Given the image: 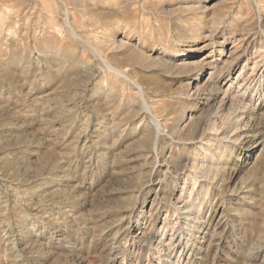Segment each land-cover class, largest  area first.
<instances>
[{
  "label": "rangeland",
  "instance_id": "1",
  "mask_svg": "<svg viewBox=\"0 0 264 264\" xmlns=\"http://www.w3.org/2000/svg\"><path fill=\"white\" fill-rule=\"evenodd\" d=\"M261 6L0 0V264H264ZM93 47L143 85L163 126L156 150L138 88ZM219 139L225 188L206 182L215 198L203 201L217 213H186L185 174Z\"/></svg>",
  "mask_w": 264,
  "mask_h": 264
},
{
  "label": "bare ground",
  "instance_id": "2",
  "mask_svg": "<svg viewBox=\"0 0 264 264\" xmlns=\"http://www.w3.org/2000/svg\"><path fill=\"white\" fill-rule=\"evenodd\" d=\"M50 1V0H48ZM68 1V0H67ZM90 1V0H89ZM53 2V1H51ZM259 2V1H258ZM63 3V2H62ZM68 3V2H67ZM80 3V2H79ZM74 4V3H73ZM64 5V3H63ZM71 5V4H70ZM69 5V6H70ZM88 5V4H87ZM262 5V4H261ZM55 6V5H54ZM65 6V5H64ZM66 7V6H65ZM262 7V6H261ZM260 7V8H261ZM264 7V6H263ZM262 7V8H263ZM48 8V7H46ZM44 8V9H46ZM52 9V8H51ZM69 11H71L70 9H68ZM50 12V10H48ZM53 12V11H51ZM72 12V11H71ZM51 15V14H50ZM66 15H67V12H66ZM73 17V15H72ZM54 20V19H53ZM65 21V19H64ZM58 22V21H57ZM66 26H68L69 28V31L71 32L72 35H74L75 37H78V32L76 30V28L73 26V24L71 23L69 17H66ZM213 32V31H212ZM110 39V38H109ZM107 40V39H106ZM181 40V39H180ZM124 42V41H123ZM122 41L118 43V41L114 40L112 41V48L113 49H120L122 50L121 48L125 47L126 44H124ZM98 46V45H97ZM131 46V45H130ZM136 46V45H135ZM106 47V46H105ZM94 48V47H93ZM132 49V46L129 47V49ZM102 50V49H101ZM106 50V49H105ZM112 50V49H111ZM94 51L96 53V55H98L99 57H101V59L105 62V64L112 70H114L116 73L118 74H122L123 76H125L126 78H129L130 80H132L131 82L134 83L136 85V87L138 88V93H140L141 95V99H142V102H143V106L145 108L146 111H148L149 113L152 114L153 116V121H154V125L157 129V136H156V141L154 142V149L156 150L158 148V135L162 132L163 130V126L161 124V121L159 119V116H157L154 112L156 111L155 109V106L154 104H150L152 105V107L154 109L151 108V106L149 105V103L147 102L146 100V93H145V90H144V87L143 85L137 81V80H133L132 78H130L127 73H126V70L124 69H121L119 67H116L112 64V62H110V60L108 59V57H106L105 54H103L100 50H98L97 48H94ZM192 51V50H191ZM106 52V51H105ZM70 54V53H69ZM110 58V57H109ZM102 61V62H103ZM103 62V63H104ZM256 64V63H255ZM221 68V67H220ZM215 69V68H214ZM219 70V69H218ZM243 70V69H242ZM241 71V70H240ZM222 72V71H221ZM243 72V71H242ZM114 73H112L113 75ZM213 74V73H212ZM241 72H239V76ZM230 75V74H229ZM114 76V75H113ZM210 79V78H209ZM214 79V78H213ZM218 80V79H217ZM239 80V79H238ZM213 81V80H212ZM219 81V80H218ZM211 82V81H210ZM237 83V82H236ZM216 85V82L214 83ZM245 84V83H244ZM253 84V83H252ZM213 85V84H212ZM233 84L231 83L228 87H227V90H229V88L232 86ZM208 86V85H207ZM222 88V86H219V84L217 83V87H214L213 90H220ZM232 89V88H230ZM201 91V89H199ZM209 90V89H208ZM212 90V91H213ZM246 90V89H245ZM211 92V91H210ZM229 92V91H226V93ZM231 92V91H230ZM217 94V92H215ZM225 93V92H224ZM260 93V92H258ZM220 94V93H219ZM242 94V93H240ZM226 94H224L223 96H225ZM236 95V94H235ZM261 95V94H259ZM189 96V95H187ZM196 96V95H195ZM245 96V93H243L242 97ZM191 97V94L190 96ZM213 97V96H212ZM237 97H241V96H237ZM251 97V96H250ZM222 99H226L225 97L222 98ZM245 99V98H242V100ZM155 100V99H154ZM240 101H242L241 99H239ZM238 101V100H237ZM251 102V101H250ZM262 102V101H261ZM157 103V102H156ZM160 102H158L159 104ZM240 103V102H239ZM241 104V103H240ZM245 103H242L241 105H244ZM249 104V103H248ZM157 105V104H155ZM247 106V105H246ZM239 107V106H238ZM243 108V107H242ZM245 109V108H243ZM154 110V111H153ZM240 111V110H239ZM158 113V112H157ZM239 114H238V108L237 110H235L234 112L232 111V114L227 116V118L225 120H223V125H222V128L220 129H227V130H224L225 131V134H219L221 136V140L223 139H227V138H230V135L228 136L227 133L229 134L230 131L232 130V128L237 125V123H239V121L242 119H239L238 118ZM173 117V116H172ZM215 120V119H214ZM174 122H176L174 120ZM241 122V121H240ZM164 125V124H163ZM219 125V126H220ZM179 126V125H178ZM225 127V128H223ZM240 128V127H238ZM236 128V129H238ZM207 129V128H206ZM210 129L211 130H215L218 132V124H217V121H212L211 125H210ZM234 130V129H233ZM232 130V131H233ZM208 131V130H207ZM207 131H204L202 133V135L206 134ZM236 131V130H234ZM178 132V131H176ZM210 133V132H209ZM243 133V132H242ZM217 135V134H216ZM215 135V136H216ZM237 135V134H236ZM207 136V135H206ZM197 138V137H195ZM194 139V138H193ZM218 140L217 142L214 141L212 142L211 144H208V145H204L203 146V152H204V155L203 157H199V156H194V159L192 162V165H191V169L189 170L190 172H188L187 174H185V181H184V184H183V188L182 190L183 191H186L185 192V195L187 194V187H186V182H191L192 185H193V189L191 191H189V193L187 194L189 199H191V201H189L190 203L186 204V206H184V208L187 210L186 213H191L193 211L196 212V210L198 211V214L199 215H209L211 218L215 217V214L217 213L216 210H211L210 208H206L205 206H203V201L204 199H208V201H212L214 198H215V195L214 194H209V187L211 185H209V187L206 185V182H209L211 180L210 183H213L215 182L216 185H218L222 191H224V186H225V183L223 180V178L225 177V173H226V169L225 167L224 168H221L219 166V163L221 164V162H227V159H228V150L231 149V146L228 144V143H225L221 140ZM203 140V139H201ZM193 142V141H192ZM200 142V141H199ZM207 144V143H206ZM200 145V144H199ZM202 145V144H201ZM152 147V148H153ZM233 148V147H232ZM201 149V150H202ZM160 152V151H159ZM202 152V151H201ZM195 153H197V151L195 150ZM227 153V155H226ZM158 154V153H157ZM179 155V154H178ZM197 155V154H196ZM230 155V154H229ZM233 154H231L230 156H232ZM173 156V155H172ZM225 156H227L225 158ZM158 157V156H157ZM233 157V156H232ZM159 158V157H158ZM156 160V159H155ZM173 160V159H172ZM157 161V160H156ZM230 161V160H229ZM228 161V162H229ZM176 162V161H175ZM177 163V162H176ZM156 164V163H155ZM169 164V163H168ZM171 164V163H170ZM226 164V163H225ZM224 164V165H225ZM181 165V166H180ZM179 167H181L182 169V164L180 163ZM258 165V164H257ZM174 167V166H173ZM258 167V166H257ZM188 170V169H187ZM166 171H167V167H166ZM171 171V170H170ZM180 174V173H179ZM178 175V174H177ZM214 175V176H213ZM183 176V175H182ZM201 177H203V179H201ZM214 183V184H215ZM213 185V184H212ZM216 192V191H215ZM184 195V196H185ZM180 198L183 197L182 193L180 194L179 196ZM184 199V198H183ZM180 200V199H179ZM187 202V201H186ZM211 203V202H210ZM205 204V203H204ZM209 206V205H208ZM216 206V205H215ZM182 209V208H181ZM184 212V211H183ZM182 212V213H183ZM194 214V213H193ZM197 215V214H196ZM195 216V215H194ZM205 217V216H204ZM196 220V219H195ZM211 220V219H210ZM194 221V220H193ZM205 221V220H204ZM199 222V221H198ZM196 223L194 225V227H198L199 230H198V233H203V236H202V239H206L207 235L205 232H208L206 229L208 228L207 225H204V223L201 221L200 219V222L199 223ZM190 223V222H189ZM211 223V222H210ZM194 224V223H193ZM185 226V225H184ZM211 227V226H210ZM194 229V228H193ZM197 229V228H196ZM206 230V231H205ZM195 231V230H194ZM197 236V235H196ZM172 242V241H171ZM177 242V241H176ZM170 243V242H169ZM163 245V244H162ZM184 246V245H183ZM189 249V248H188ZM192 250V249H191ZM194 250V249H193ZM184 252L182 253L181 257H183V255L185 256V254L187 253V251L183 250ZM191 256V255H190ZM171 259V258H170Z\"/></svg>",
  "mask_w": 264,
  "mask_h": 264
}]
</instances>
